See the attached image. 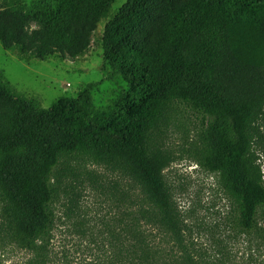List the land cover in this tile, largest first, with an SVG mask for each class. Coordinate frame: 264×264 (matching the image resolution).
Masks as SVG:
<instances>
[{"label":"trees","instance_id":"trees-1","mask_svg":"<svg viewBox=\"0 0 264 264\" xmlns=\"http://www.w3.org/2000/svg\"><path fill=\"white\" fill-rule=\"evenodd\" d=\"M111 2L0 0V40L20 54L75 58ZM30 21L41 27L29 32ZM102 49L109 78L126 84L103 121L81 106L94 84L43 108L0 83V241L27 250L25 264H219L194 244L163 177L174 160L164 138L189 112L202 119L189 156L216 176L234 226L264 251V0H127L105 24ZM76 153L140 191L119 192L101 232L83 230L90 259H56L50 205L68 170H55Z\"/></svg>","mask_w":264,"mask_h":264},{"label":"rangeland","instance_id":"rangeland-1","mask_svg":"<svg viewBox=\"0 0 264 264\" xmlns=\"http://www.w3.org/2000/svg\"><path fill=\"white\" fill-rule=\"evenodd\" d=\"M33 1L55 4V0H20L19 4L27 7ZM126 1L112 0L92 33L89 47L75 58L59 53L44 58L20 54L0 40V83H10L20 94L43 108L62 97L75 98L87 85L94 84L81 106L95 119H107L126 84L120 78H109L110 67L104 64L102 57V36L105 24ZM40 27L38 22L30 21L27 30L31 32ZM201 121L200 116L184 112L169 127L164 138V146L174 155V160L163 172L170 196L183 214L194 244L206 256L219 264H264V251L256 247L257 236L234 226L231 200L216 176L188 154ZM64 167L68 171L63 174ZM55 172L63 175L56 198L50 205L53 256L60 259L70 251L76 258L90 259L91 250L83 251L84 246H79L83 230L90 228L101 232L105 221L117 209L114 199L119 192L136 196L140 189L129 177L81 153L64 156ZM72 198L74 206L70 204ZM258 221L264 224V213L259 215ZM29 257L27 250L6 239L0 241V264H25Z\"/></svg>","mask_w":264,"mask_h":264}]
</instances>
